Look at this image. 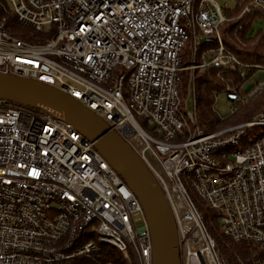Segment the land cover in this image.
I'll return each instance as SVG.
<instances>
[{"label": "built area", "instance_id": "2783aa9c", "mask_svg": "<svg viewBox=\"0 0 264 264\" xmlns=\"http://www.w3.org/2000/svg\"><path fill=\"white\" fill-rule=\"evenodd\" d=\"M243 1L241 17L264 15V0ZM12 17L32 39L47 41L17 37ZM228 21L214 0H0V73L66 93L123 137L172 208L181 264H264V136L236 149L252 128H264V112L208 134L195 91L194 111L182 109L190 40L196 54L209 45L193 66L201 72L238 71L247 82L264 69L227 50ZM202 37L213 41L201 44ZM247 87L245 97L228 87V98L246 101L264 82ZM183 176L194 179L225 235L250 247L247 257L222 259ZM134 213L144 227H135ZM90 233L136 264H153L141 204L94 143L51 110L0 100V264L94 260L99 245L86 241Z\"/></svg>", "mask_w": 264, "mask_h": 264}, {"label": "water", "instance_id": "95a60500", "mask_svg": "<svg viewBox=\"0 0 264 264\" xmlns=\"http://www.w3.org/2000/svg\"><path fill=\"white\" fill-rule=\"evenodd\" d=\"M212 41L200 38L201 44ZM0 100L51 110L93 142L141 204L150 231L153 264H181L179 233L166 195L145 162L120 134L75 98L36 80L0 73Z\"/></svg>", "mask_w": 264, "mask_h": 264}, {"label": "trees", "instance_id": "16d2710c", "mask_svg": "<svg viewBox=\"0 0 264 264\" xmlns=\"http://www.w3.org/2000/svg\"><path fill=\"white\" fill-rule=\"evenodd\" d=\"M242 9L243 7L241 6L234 11L226 12V15L228 18H230V21H228L224 25L221 31L222 38L227 50L240 62L244 64H256L264 66V30L256 32L253 29L255 16L262 14L257 11L256 13L241 17ZM11 22H13L11 23V27L12 25H14L13 31L15 33H19L17 37L24 38L35 43L40 41H47L32 39V37L28 35L29 31H26L25 33L24 30L19 25H17L13 17L11 18ZM210 45L215 46V43H212ZM208 46L209 45L203 47L201 50L205 49ZM253 72L254 70H252L251 74ZM183 76L184 75L181 72V77ZM228 78L229 80L231 78L234 80V82H229L232 84V86L235 84L234 86H236V89H239L240 85L245 82L240 78V74L238 71H224L220 74V72L214 68H210L206 74H198L195 78V100L199 124L208 134L222 130L226 128V126H231V124H241V122H245L247 120L249 121L256 114L264 111V89H262L260 93L246 101L234 102L231 100L236 105L235 109L237 110L226 119L222 118L221 116L219 117V115L215 111V96L219 91H225L227 93V88L232 87L230 86V84L227 85V82H225L228 81ZM185 87H187L186 80ZM231 89H233V87ZM196 206L201 212L205 224L208 216L200 204H196ZM209 211L212 218L218 217L217 213L214 210ZM207 229L209 231L208 227ZM210 235L212 236L211 233ZM89 240L98 242L97 237L94 233H90L87 235L86 241ZM231 242L234 244V248L237 250L239 255L243 257H247L249 255L250 247L248 245L238 244L233 242L232 240ZM216 243L220 252V245L217 241ZM98 245L99 250L94 260L83 259L80 260L78 264H136L133 258L128 260L124 256V254L118 251L115 247L99 242ZM233 258L234 257H231V260ZM235 259L236 257L233 259V261H235Z\"/></svg>", "mask_w": 264, "mask_h": 264}, {"label": "rangeland", "instance_id": "374dc122", "mask_svg": "<svg viewBox=\"0 0 264 264\" xmlns=\"http://www.w3.org/2000/svg\"><path fill=\"white\" fill-rule=\"evenodd\" d=\"M216 3L220 5V7L223 9V11L226 13L227 11H234L237 8L241 7L244 3L243 0H214ZM246 4V2H245ZM214 8V6H213ZM215 9V8H214ZM253 29L256 32L264 30V15H256L254 22H253ZM194 43L192 40L188 41L183 50L182 55V66L183 71L182 74L184 75L182 77V85H181V91H182V109L184 111V114H187L189 111H194L195 102H194V96L192 93L195 91V78L198 74H206L207 72H201L199 69L194 68L193 66L199 64L201 62V56L203 50H199L198 53H195L194 49ZM249 75H252L249 77V80L247 82H244L240 85L239 89H236V86H232L230 82H234V80L231 78L227 82V85L230 84V86L233 87L234 90L239 91L243 93V96H247L250 94V92L253 90V87H247L251 84H259L261 82H264V69H260L259 71L255 73H250ZM185 80L187 81V87H185ZM230 81V82H229ZM231 87V88H232ZM242 89V91H241ZM236 105L234 102L229 100L227 93L225 91H219L215 96V111L222 118L226 119L231 116L232 109L235 108ZM264 112V111H263ZM256 114L251 120H247L246 123L252 121L257 115ZM237 124V123H235ZM235 124H231V126H235ZM240 124V123H238ZM237 124V125H238ZM230 125L228 127H231ZM227 128V126H226ZM261 136H264V128H258L254 127L252 128L243 138V142L240 146H238L237 150L244 151L247 147L251 146V143L256 140L257 138H260ZM183 182L188 190L189 194L193 198L196 204H200L202 208L205 210V213L208 216L207 221H205L206 226L209 228L210 233L214 237V239L219 243L220 245V254L222 259L233 261L235 257L239 255L237 250L234 248V244L231 242V239L227 237L224 233V227L221 223L220 219L218 217L212 218L211 213L209 210H212L209 204L204 202L198 195L197 190L195 189L194 185V179L190 176H183ZM215 213V212H214ZM133 220L136 228H142L144 227V220L141 213H134L133 214ZM228 238V239H227ZM231 257H234L231 260Z\"/></svg>", "mask_w": 264, "mask_h": 264}]
</instances>
